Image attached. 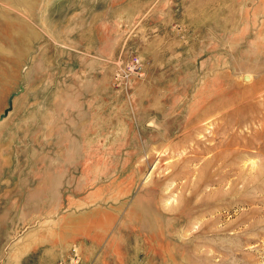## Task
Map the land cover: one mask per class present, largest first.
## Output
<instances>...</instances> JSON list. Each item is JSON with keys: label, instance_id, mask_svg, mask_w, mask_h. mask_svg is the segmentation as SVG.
<instances>
[{"label": "rangeland", "instance_id": "rangeland-1", "mask_svg": "<svg viewBox=\"0 0 264 264\" xmlns=\"http://www.w3.org/2000/svg\"><path fill=\"white\" fill-rule=\"evenodd\" d=\"M0 264H264V0H0Z\"/></svg>", "mask_w": 264, "mask_h": 264}, {"label": "built area", "instance_id": "built-area-1", "mask_svg": "<svg viewBox=\"0 0 264 264\" xmlns=\"http://www.w3.org/2000/svg\"><path fill=\"white\" fill-rule=\"evenodd\" d=\"M142 70V61L140 56L136 55L126 61L124 66V72L127 76L137 74ZM119 79V76L117 77Z\"/></svg>", "mask_w": 264, "mask_h": 264}]
</instances>
